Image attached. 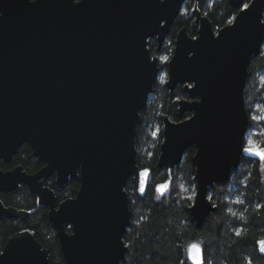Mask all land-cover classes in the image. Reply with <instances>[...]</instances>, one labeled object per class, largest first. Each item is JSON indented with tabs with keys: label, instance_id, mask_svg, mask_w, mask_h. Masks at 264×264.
<instances>
[{
	"label": "water",
	"instance_id": "95a60500",
	"mask_svg": "<svg viewBox=\"0 0 264 264\" xmlns=\"http://www.w3.org/2000/svg\"><path fill=\"white\" fill-rule=\"evenodd\" d=\"M185 1L0 0V158L9 161L28 142L44 163L33 174L21 165L0 168V191L24 183L49 206L67 264H120L125 257V185L141 170L140 110L159 76L148 42L163 43ZM229 1L236 19L216 32L196 0L198 35L179 29L169 62L167 87L186 83L198 98L179 101V116L192 111L189 118L165 117L158 165L173 168L195 146L196 207L189 210L198 227L217 209L207 199L210 188L241 163L250 122L245 85L264 42V0ZM53 173L60 187L80 179L75 197L56 205L45 184ZM27 215L0 199V218ZM0 264H51L49 249L23 228L8 238Z\"/></svg>",
	"mask_w": 264,
	"mask_h": 264
},
{
	"label": "trees",
	"instance_id": "16d2710c",
	"mask_svg": "<svg viewBox=\"0 0 264 264\" xmlns=\"http://www.w3.org/2000/svg\"><path fill=\"white\" fill-rule=\"evenodd\" d=\"M193 4L194 0L184 2L158 53L168 56L173 51L175 35L181 26H187L190 34H196L198 25L192 14ZM198 6L215 28L229 23L237 13L229 0H199ZM150 46L156 50L154 38ZM183 93L181 85L171 92L159 77L140 110L142 121L136 133L137 162L140 169H150L151 175L143 195L138 191L137 179L130 177L126 182L131 223L124 234L127 251L120 264H190L186 250L192 241L202 242L206 264H264V255L259 252L257 243L264 237V208H256L257 204H264V161L243 153L240 165L232 169L229 178L210 188L208 196L212 197L217 209L206 217L201 227L197 226L189 210L194 199H186L196 194L195 146L186 148L181 162L173 168L158 165L164 117L178 119L177 97ZM245 103L250 117L245 140L251 137L264 143V135H254L264 133V122L252 119L264 108V42L259 55L253 57L249 65ZM15 162L24 163L29 170L39 164L27 144L18 149L12 163ZM0 166L8 165L0 161ZM167 180L172 181L171 189L161 196L155 190L156 186ZM77 185V180L70 179L58 188V201L73 194ZM0 196L5 203L30 210L24 222L15 218L0 219V251L12 233L26 226L32 228L37 239L49 249L51 264H67L48 209L37 203V196L25 185L1 192ZM237 198L245 203H230ZM229 208L236 215H232ZM240 229V236H236L235 231Z\"/></svg>",
	"mask_w": 264,
	"mask_h": 264
},
{
	"label": "flooded vegetation",
	"instance_id": "af4514ba",
	"mask_svg": "<svg viewBox=\"0 0 264 264\" xmlns=\"http://www.w3.org/2000/svg\"><path fill=\"white\" fill-rule=\"evenodd\" d=\"M198 2H199V0H198ZM198 2H197V4H198ZM195 4H196V0H194V4H193V8H192V14H194L193 13V10H194V8H195ZM184 5V4H183ZM198 8H199V6H198ZM200 9V8H199ZM201 10V9H200ZM202 12V11H201ZM202 14L203 15H206V14H204L203 12H202ZM211 20V19H210ZM194 22L196 23V21H195V15H194ZM212 22V21H211ZM197 24V23H196ZM213 24V23H212ZM173 25V24H172ZM198 25V24H197ZM224 26V25H223ZM182 27H186L187 28V26H181L179 29H181ZM213 27H214V25H213ZM222 27V26H221ZM221 27H218V28H215L214 27V29H215V31L217 32ZM179 29H178V31H179ZM178 31H177V33H178ZM187 31H188V29H187ZM177 33H176V35H175V39H174V43H173V51L168 55V56H164L162 53H158L159 52V49L161 48V46L163 45V43H164V41H165V39H166V37H165V39H164V41H163V43L159 46V43H158V40H157V38L156 37H151V38H149V42H148V46H149V48H150V50H151V53H152V55L153 56H157V58H158V64H159V76H158V78L159 77H162V75H165V80H163L164 81V83L166 84V86H167V80H168V76H169V62H170V59L172 58V56H173V54H174V50H175V46H176V37H177ZM188 33H189V31H188ZM190 34V33H189ZM191 36H193V37H196L197 35H198V28H197V32H196V34L195 35H192V34H190ZM152 38H154L155 40H156V50L154 49H152L151 48V46H150V41H151V39ZM164 57H168V59L167 60H165L164 59ZM161 67H163V71H161L160 72V70H161ZM166 67V68H165ZM162 79V78H161ZM185 84L186 83H179V84H177L176 85V87L178 86V85H181L182 86V88H183V90H184V93L183 94H181L180 96H178L177 97V105H178V107H177V111H178V119L177 120H175V119H172V118H170L168 115H166L165 117H169L172 121H175V122H177V121H181V120H184V119H187V118H189L191 115H192V111H185L184 112V114H183V116H179V110H178V108H179V101L180 100H194V99H196V98H198V97H191V96H189V94H188V92L186 91V89H185ZM189 84L190 85H193V82H189ZM175 87V88H176ZM174 88V89H175ZM169 89V88H168ZM170 90V89H169ZM171 91V90H170ZM172 92V91H171ZM263 112V111H262ZM165 117H164V123H165ZM164 123H163V129H164ZM163 137H164V132H163ZM163 141V140H162ZM24 144H27L29 147H30V149H31V151H32V154L35 156V154H34V152H33V149H32V146L28 143V142H23L18 148H17V151H18V149L22 146V145H24ZM17 151L12 155V158L9 160V161H6V160H4V158H0V161H2V162H4V163H6L8 166H0V168L1 169H3V170H11V169H14L16 166H18V165H21L22 167H23V170H25V171H27L28 173H30V174H33V173H35V172H37L42 166H43V162H41L39 159H38V157H36V159H37V161H38V166L37 167H35L34 169H32V170H29V169H27L26 167H25V164L24 163H20V162H15V163H12V161H13V159H14V156H15V154L17 153ZM9 164H10V166H9ZM70 179H75V180H77V182H78V185H77V188H76V190H75V192L73 193V194H69V195H66L65 197H63L61 200H63V199H65V198H69V197H75L76 196V194H77V192H78V190H79V188H80V185H81V181H80V179L79 178H69V180ZM68 180V181H69ZM67 181V182H68ZM66 182V183H67ZM65 183V184H66ZM45 184L47 185V186H49L50 188H52L54 191H55V194H56V205H58L59 204V202L61 201V200H59L58 201V195H57V189L58 188H62V187H60V186H58L57 185V183H56V173H53L52 175H50L46 180H45ZM21 185H25L28 189H29V187L26 185V184H24V183H20V185H19V187L21 186ZM19 187H17V188H19ZM17 188H15V189H17ZM15 189H13V190H15ZM13 190H8V191H0V193L1 192H9V191H13ZM29 191H30V189H29ZM31 192V191H30ZM31 193H33V192H31ZM35 194V193H34ZM36 196H37V194H35ZM0 199L3 201V203L6 205V206H14V207H16V208H18V209H25V210H27L28 211V215H27V217H26V219L25 220H20L19 218H15V219H18L19 221H21V222H24V221H26L27 220V218H28V216H29V214H30V210L29 209H26V208H21V207H18V206H16V205H13V204H9V203H5V201L2 199V197L0 196ZM37 203L39 204V205H43V204H41L40 202H39V199H38V196H37ZM44 206H46L47 207V209H48V211H49V206H47V205H44ZM48 217H49V215H48ZM7 218H10V217H7ZM0 219H3V218H0ZM4 219H6V218H4ZM3 219V220H4ZM51 220V219H50ZM53 223V222H52ZM54 225V224H53ZM55 227V226H54ZM23 228H29V229H32V228H30V227H26V226H21L19 229H17L14 233H16L17 231H19V230H21V229H23ZM33 230V229H32ZM67 230L69 231V232H72V225L70 224V223H68L67 224ZM34 231V230H33ZM57 231V230H56ZM14 233H12V234H14ZM35 233V232H34ZM11 234V235H12ZM10 235V236H11ZM9 236V237H10ZM36 236V235H35ZM8 237V238H9ZM37 238V237H36ZM8 240V239H7ZM7 242V241H6ZM5 242V243H6ZM5 245V244H4ZM44 246V245H43ZM4 247V246H3ZM45 247V246H44ZM47 248V247H46ZM3 249V248H2ZM2 249H1V251H2ZM0 251V252H1Z\"/></svg>",
	"mask_w": 264,
	"mask_h": 264
},
{
	"label": "snow or ice",
	"instance_id": "6c2138e0",
	"mask_svg": "<svg viewBox=\"0 0 264 264\" xmlns=\"http://www.w3.org/2000/svg\"><path fill=\"white\" fill-rule=\"evenodd\" d=\"M241 3H243V0H241ZM245 7H247L245 5ZM236 18L233 17L232 20H235ZM232 20L229 21V23H232ZM165 60L168 59V57H164ZM253 120H256L257 122H264V115H257L252 117ZM156 133H154L155 135ZM254 135H264V133H255ZM240 151L244 154H247L249 157H258L261 161H264V143H258L257 140L253 138H248L244 140L241 145H240ZM151 175V170L150 169H141L137 173V183H138V191L143 195L145 191L148 188V178ZM171 180H167L162 184H159L156 186V191L161 195H165L168 191L171 189ZM188 189H185L187 191ZM187 200L192 201L194 199V196H188L186 197ZM207 199L209 201L212 200L211 196H208ZM230 203H235V204H243L245 201L242 199H235L233 201H230ZM190 207L195 208V204H190ZM257 209L264 208V204H257L256 205ZM228 211L232 215H236V213L232 212V209L229 208ZM241 219H243V214H240ZM242 232V229L236 230L235 235L240 236ZM260 246V251L264 252V240L258 241L257 242ZM186 259L187 261L190 262V264H206V255H205V249L203 247L202 242H193L190 243L187 246L186 250ZM183 264V262H181Z\"/></svg>",
	"mask_w": 264,
	"mask_h": 264
},
{
	"label": "rangeland",
	"instance_id": "374dc122",
	"mask_svg": "<svg viewBox=\"0 0 264 264\" xmlns=\"http://www.w3.org/2000/svg\"><path fill=\"white\" fill-rule=\"evenodd\" d=\"M161 78H162L163 80H165L166 77H165V75H162ZM263 109H264V108H263ZM263 109L261 110V113L258 112V113H259L258 115H262V111H263ZM248 138H249V137H248ZM161 184H162V183H161ZM158 194H159V193H158ZM159 195H160V194H159Z\"/></svg>",
	"mask_w": 264,
	"mask_h": 264
}]
</instances>
